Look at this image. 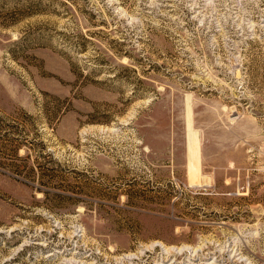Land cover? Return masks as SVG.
<instances>
[{
	"label": "rangeland",
	"instance_id": "obj_1",
	"mask_svg": "<svg viewBox=\"0 0 264 264\" xmlns=\"http://www.w3.org/2000/svg\"><path fill=\"white\" fill-rule=\"evenodd\" d=\"M0 264H264V0H0Z\"/></svg>",
	"mask_w": 264,
	"mask_h": 264
},
{
	"label": "bare ground",
	"instance_id": "obj_2",
	"mask_svg": "<svg viewBox=\"0 0 264 264\" xmlns=\"http://www.w3.org/2000/svg\"><path fill=\"white\" fill-rule=\"evenodd\" d=\"M189 121V120H188ZM187 121V122H188ZM188 135V134H187ZM190 136V135H189ZM192 138V137H191ZM188 141H189V138H188ZM193 141V140H192ZM194 144V143H193ZM188 157H189V167H190V170H192V169H194V166L191 164V160L192 159H194V158H196V155H197V153H198V151L196 152V149H192V147H190L189 145H188ZM193 161V160H192Z\"/></svg>",
	"mask_w": 264,
	"mask_h": 264
}]
</instances>
